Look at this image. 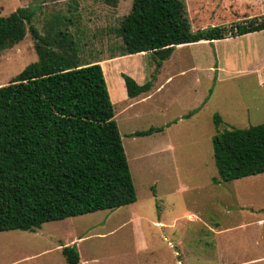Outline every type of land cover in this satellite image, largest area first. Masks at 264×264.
<instances>
[{
	"label": "rangeland",
	"instance_id": "374dc122",
	"mask_svg": "<svg viewBox=\"0 0 264 264\" xmlns=\"http://www.w3.org/2000/svg\"><path fill=\"white\" fill-rule=\"evenodd\" d=\"M133 1L0 0V15L19 7L35 9L32 24L42 35L51 24L60 23L79 38L78 62L99 61L105 69L137 192L135 202L119 208L45 222L35 231H1L0 264H66L62 249L72 244L81 251V264H254L251 257L264 254V225L257 220L239 223L264 213L240 210L237 199L239 192L252 189V204L264 206V173L214 183L218 170L212 142L215 113L224 119V128L264 123V31L230 36L221 44H186L161 66L151 51L127 55L114 64L109 58L119 55L122 44L116 28L131 12ZM184 2L193 30L231 27L264 15V0ZM253 45L260 47L256 59L249 56L252 65L231 50ZM37 60L28 30L0 55V87ZM225 60L228 71L216 81ZM116 68L130 75L140 72L155 91L126 101L113 79ZM151 126H163L166 133L132 135ZM247 179L255 182L248 185ZM160 221L164 224L158 226ZM205 222H219L217 228L223 231L212 232Z\"/></svg>",
	"mask_w": 264,
	"mask_h": 264
},
{
	"label": "trees",
	"instance_id": "16d2710c",
	"mask_svg": "<svg viewBox=\"0 0 264 264\" xmlns=\"http://www.w3.org/2000/svg\"><path fill=\"white\" fill-rule=\"evenodd\" d=\"M34 13L26 6L0 15V55L28 30L38 54L36 62L0 87V232L35 231L45 222L137 200L102 65L79 63V38L60 23L51 24L42 35L32 24ZM262 30L264 15L233 22L231 27L193 30L184 0H134L116 28L122 39L119 56L151 51L158 66L178 45ZM122 76L130 98L152 88L151 81L139 84L127 73ZM213 121L218 170L213 182L264 173V123L224 128L219 113ZM161 130L150 127L132 135ZM62 252L66 264L80 263L76 244L64 246Z\"/></svg>",
	"mask_w": 264,
	"mask_h": 264
},
{
	"label": "crops",
	"instance_id": "0c3cea01",
	"mask_svg": "<svg viewBox=\"0 0 264 264\" xmlns=\"http://www.w3.org/2000/svg\"><path fill=\"white\" fill-rule=\"evenodd\" d=\"M262 31H264V30H262ZM249 34V33H248ZM246 35V34H245ZM244 36V35H243ZM239 37V36H238ZM226 38H224V39H220V40H214V41H207V40H202V41H199V42H194V43H189V44H191V45H189V46H193V45H196V44H200V43H202V42H208V43H213V42H218L219 44H221V43H223V41L225 40ZM217 44V43H216ZM184 45H186V44H182V45H178L176 48H179V47H182V46H184ZM256 45H253L252 47L250 46L249 48H246L245 50L244 49H231V50H234V53H237V54H239V55H241V59H246V57H247V59L246 60H250V58H249V56H252V55H254V58L256 59V57L257 56H259V51H258V49L257 48H259L260 47V45L258 46V47H255ZM176 48H175V50H176ZM143 53H145V52H142V53H140V54H143ZM174 53H172V55H173ZM133 55H135V54H130L129 56H133ZM171 55V56H172ZM218 55H219V57H220V59H222V50H219L218 49ZM126 56L127 55H124V56H119V55H116V56H114L113 58H109V59H112V63H116L117 61H121V60H123V59H126ZM170 56V57H171ZM238 58H240L239 56H238ZM237 58V59H238ZM169 59V58H168ZM167 59V60H168ZM236 58L233 60V61H236L237 60ZM167 60H165L164 62H166ZM251 61V65L255 62L253 59L252 60H250ZM256 63H257V61H256ZM261 63V62H260ZM264 63V62H263ZM165 64V63H164ZM244 64V63H243ZM243 64H241V65H243ZM247 63H245L244 65H246ZM258 64V63H257ZM220 67H222V68H220V75L217 77V79H216V81L219 79V77L221 76V73L222 72H226V71H228V70H226L228 67H229V63H228V61L227 60H225L224 62H222V66H220ZM258 67H263L262 65H259ZM116 76H114L113 77V79H114V81H115V84H116V87H117V89L119 90L118 91V93H121V91H123L124 93H125V95H124V97L126 98V101H128V100H130V99H135V98H138V97H141V96H144L145 94L147 95V94H149V93H152L151 91H155V85L153 86V88H151L148 92H145V93H143V94H140L139 96H137V97H134V98H130L129 96H128V93H127V89H126V84H125V80H124V78H123V76H122V73H126L125 71H123L121 68H116ZM104 73H105V69H104ZM128 74V73H127ZM130 75V74H129ZM131 76L139 83V84H144V78H142V76L140 75V72L138 73V72H136L135 70L133 71V72H131ZM105 77H107V74H106V76ZM109 83H107V85H108ZM109 86V85H108ZM109 88V92H110V96H111V99H113V94H112V91H111V88L110 87H108ZM120 88H121V90H120ZM113 102V101H112ZM139 102V101H138ZM137 103V102H136ZM195 109H199V108H195ZM194 109V110H195ZM192 111V110H191ZM190 112V111H189ZM188 115V114H187ZM116 116V115H115ZM116 119V118H115ZM169 125V124H168ZM167 125V126H168ZM151 127H161L162 128V130L161 131H158V132H162V133H166V128L165 127H163V126H151ZM145 130V129H144ZM134 133V132H133ZM152 135V134H151ZM159 137H162L163 138V136L161 135V136H159ZM165 148H167V145L166 146H164L163 148H161L162 150H161V152H164L165 150ZM244 178H246V177H243L242 179H244ZM247 180H249V181H247L248 183V185L249 184H252V183H254L255 182V180H252V179H247ZM246 183H244L243 185H245ZM250 190H252V189H250ZM250 190H246V194H245V191H243V193H241V192H239L240 194L238 195V201H239V203H238V207H239V209L240 210H244L245 208L246 209H251V210H257V209H259V210H261L263 213H264V206H261V207H259V208H256V206H255V204L253 203L252 204V201H251V199H250V197H248V193L250 192ZM239 191V190H238ZM240 197H241V199H240ZM259 210H257V211H259ZM210 220L211 221H213L211 218H210ZM246 220H248V219H246ZM246 220H244L243 222H239V223H241V224H243V225H248L249 223H252L251 221H253V223H255L256 221L255 220H257V223H258V225H261V226H263L264 225V216H262L261 214H259V213H257V215H256V218L254 219V220H250V221H247V222H245ZM159 224H164L163 223V221H160V222H158V226H159ZM205 225H206V227H207V229H209L210 231H212V232H217V231H223L222 229H218L217 227H219V225H220V223L219 222H217V223H214L213 225H209L207 222H205L204 223ZM221 226V225H220ZM217 229V230H216ZM225 229H228V227H226ZM79 252L81 253V251H80V249H79ZM81 256L82 255H80V258H81ZM264 254H262L261 256H259V257H251V259H252V261H253V263L254 264H256V263H258V264H261V262H262V264H264ZM230 262V261H229ZM79 264H81V259H80V263ZM226 264H228V262H226Z\"/></svg>",
	"mask_w": 264,
	"mask_h": 264
}]
</instances>
